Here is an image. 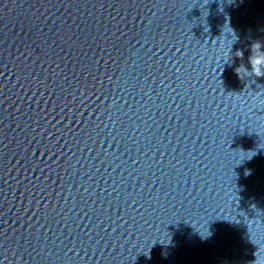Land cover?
Here are the masks:
<instances>
[{
	"label": "clouds",
	"instance_id": "clouds-1",
	"mask_svg": "<svg viewBox=\"0 0 264 264\" xmlns=\"http://www.w3.org/2000/svg\"><path fill=\"white\" fill-rule=\"evenodd\" d=\"M255 73L258 74V75H260V76L264 75V72H260L259 71V68H256L255 69Z\"/></svg>",
	"mask_w": 264,
	"mask_h": 264
}]
</instances>
